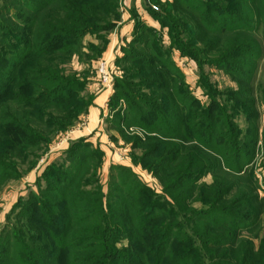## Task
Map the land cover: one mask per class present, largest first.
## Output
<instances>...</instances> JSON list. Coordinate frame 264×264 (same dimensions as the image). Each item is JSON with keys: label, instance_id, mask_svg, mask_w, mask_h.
<instances>
[{"label": "trees", "instance_id": "trees-1", "mask_svg": "<svg viewBox=\"0 0 264 264\" xmlns=\"http://www.w3.org/2000/svg\"><path fill=\"white\" fill-rule=\"evenodd\" d=\"M5 1L0 8V16L7 14L6 22L0 19V177L19 175V161L31 155L39 158L41 144L50 143L45 129L53 135L74 124L79 109L86 106L77 95L86 82L67 73L65 65L74 55L83 58L79 37L105 30L120 17L119 0ZM197 1H202L200 6L193 4ZM201 1L174 0L149 11L170 29L185 56L200 65L224 68L239 81L238 92L231 93L250 96L242 85L249 79L240 67L249 63L240 56H263L259 48L264 45V0ZM13 7L17 9L12 17L8 14ZM225 19L232 24L226 25ZM151 46L149 53L133 57L138 65L130 74L136 72L152 91L144 97L130 94L140 104H132L130 123L159 137L188 142L166 149L162 139H155L156 147L167 151L156 159L155 174L171 198L138 181L130 187L121 183L117 200L105 202L100 187L88 189L95 181L84 180L93 164L80 163L82 171L54 170L55 178L41 194L25 199L23 219L7 244L0 242V264H255L252 259L264 264V248L257 249L243 233L257 224L260 206L251 217L237 211L259 190L252 164L262 133L254 104L234 102L235 108L251 110L245 131L216 95L202 106L185 83L177 89L176 70L165 49L154 41ZM84 59L91 68L92 57ZM126 84L121 85L124 90ZM177 97L181 107L175 105ZM73 166H79L77 160ZM208 173L212 183L200 186ZM236 181L248 191L223 200ZM200 191L212 199L194 209L190 202L203 197Z\"/></svg>", "mask_w": 264, "mask_h": 264}, {"label": "rangeland", "instance_id": "rangeland-1", "mask_svg": "<svg viewBox=\"0 0 264 264\" xmlns=\"http://www.w3.org/2000/svg\"><path fill=\"white\" fill-rule=\"evenodd\" d=\"M173 1L119 0L120 17L118 19L108 25L105 30L89 32L79 37L77 43L82 45L83 60L81 55H74L65 65V69L72 77L86 82L77 94L86 103V106L79 109L80 115L74 124L64 131L53 135L48 133L46 129L45 132L48 135L42 132L49 137L50 143L41 144L42 149L37 152L39 158L34 159L31 155L30 158L25 159V162L19 161V164L17 163L19 175L7 174L0 177L1 243L7 244L17 221L23 219L21 213L25 209L23 207L25 199L32 200L34 198L33 193L41 194L48 186V182L55 178L54 170L62 171L66 168H72V171H82L80 164L82 162L87 165L93 164V166H90L89 173L84 180L95 181V184L88 185V189L100 187L105 202L112 203L117 200L116 196H119L118 192L122 188L121 183H126V187H130L138 181L146 184L161 197L171 198L164 192L161 177L155 174L156 159L167 155L166 150H163V148L160 150L156 147L155 139H162L161 144L166 149L177 142L181 145H189L188 142L182 138H175L174 140L173 138L166 139L162 135V137H159L160 134L157 132H151L136 123H130L132 120V112H130L132 104L140 105L130 94L144 97L147 91H152V86L148 87L141 84V79L136 72L133 76L130 74V72H134L132 68L138 65V62L136 64L133 62V57L136 53H149L152 50L151 44L153 41L165 49V55L172 63L170 66L176 70L173 73L176 77L175 87L179 89L183 86L182 82L185 83L192 96L201 101L202 106L207 105L213 97L217 96L221 105L226 108L228 113L236 115V121L246 131L248 125L247 115L251 110L245 107L235 108L236 104L234 105V102L251 101L254 104V109L258 113L256 123L260 126V133H262V147L257 145L252 168L253 171H255V168L262 170L261 167L264 165V45L259 48V51H263V56L259 60H256L255 55L252 56V54L247 58L240 56L241 59L249 63L247 66L240 67L244 77L249 79L243 81L242 85L251 92V95L243 94L237 97L231 93V90L238 92L239 88V81L235 76L222 67L209 64L200 65L195 59L185 56L174 44L170 29L160 24L150 14V11H158L168 2ZM7 2L11 4L13 0ZM201 2L197 1L193 4L200 6ZM3 3H6V1L0 0V8ZM155 6L157 9L154 8ZM16 9V7H13L8 15L13 17ZM6 15L0 16L2 22H6ZM126 19L129 24L126 23ZM224 22H226V25L232 24L231 19H225ZM216 25L221 26V22ZM260 32H263L262 28ZM255 36L262 40L261 33H256ZM127 51H132L133 54L126 56ZM1 53L3 54V52ZM86 56L93 59L91 68L85 63L84 58ZM103 61L108 63L110 83H104L99 78L98 65ZM250 66H253L254 70ZM122 83H130L125 86L127 91L121 86ZM108 91L107 97L103 98V95H106ZM102 99V107L99 110V116H97L92 113V108L95 107L96 102ZM180 100L179 97L174 99L175 105L178 104L176 106H180ZM177 109L179 108L177 107ZM175 111H173L175 117L182 119V115L178 113V111L182 112V109ZM96 112H98V109H96ZM183 112L186 121L188 115L185 107ZM93 126L94 129H91ZM174 127H177L176 123ZM93 151H96L97 154ZM182 155L184 157V154ZM76 160L79 166L74 167ZM200 161L199 157L195 159L196 164ZM185 166L183 169H185ZM248 169L249 167L246 170L248 171ZM212 181L213 175L208 173L200 180L199 185L201 186L204 183L210 185ZM238 185L239 183L236 181L235 189L222 199L226 201L235 199L242 191H248L246 188L248 186L240 189ZM258 185L259 190L257 189L253 193L254 195L258 194V196H255L256 198L251 201L244 199L242 202L244 206H240L237 210L239 214L251 217L255 207L260 206L261 213L258 216L257 224L251 229H245L243 232L246 237L253 240L257 249L260 246L264 248V181L262 177H258ZM190 188L193 189L194 187L188 186V189ZM198 193L203 197L200 199L199 197H197L198 199L194 198L193 202L189 201L194 209H201L204 206L203 201H211L212 199L205 196L207 194L201 191ZM195 200L198 201L195 202ZM218 205L222 206L221 204ZM250 261L260 264L257 259Z\"/></svg>", "mask_w": 264, "mask_h": 264}, {"label": "crops", "instance_id": "crops-1", "mask_svg": "<svg viewBox=\"0 0 264 264\" xmlns=\"http://www.w3.org/2000/svg\"><path fill=\"white\" fill-rule=\"evenodd\" d=\"M126 23L129 24L128 20L126 21ZM108 94H109V91H108V93H106V95L105 94L103 95L104 96L103 98H106ZM102 103H103V99L101 101H99V102H96L95 103V107L92 108V113H94L95 115L99 116V113H100L99 110H101ZM96 109H98V112H96ZM91 129H94V126ZM261 141L262 140L260 139L259 142H261ZM261 144H262V142H261ZM258 147H259V145H258ZM261 147H262V145H261ZM254 161H255V159H254ZM253 164H254V162H253ZM262 166H263V167H261L262 170H260L259 168H255V173L257 174V177H259V178L262 177V179L264 181V165H262Z\"/></svg>", "mask_w": 264, "mask_h": 264}, {"label": "built area", "instance_id": "built-area-1", "mask_svg": "<svg viewBox=\"0 0 264 264\" xmlns=\"http://www.w3.org/2000/svg\"><path fill=\"white\" fill-rule=\"evenodd\" d=\"M154 8L157 9L156 6ZM98 74L102 82L110 83V74L108 69V63L106 61H103L98 65ZM258 145H261V142H259Z\"/></svg>", "mask_w": 264, "mask_h": 264}]
</instances>
